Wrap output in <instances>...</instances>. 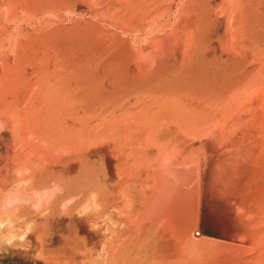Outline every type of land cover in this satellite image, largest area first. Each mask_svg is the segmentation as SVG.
<instances>
[{
	"label": "rangeland",
	"instance_id": "1",
	"mask_svg": "<svg viewBox=\"0 0 264 264\" xmlns=\"http://www.w3.org/2000/svg\"><path fill=\"white\" fill-rule=\"evenodd\" d=\"M263 42L264 0H0V264H107L119 226L117 201L93 202L117 197L113 143L48 147L37 122L119 117L150 53L152 85L197 89L250 70ZM181 52L200 66L178 70Z\"/></svg>",
	"mask_w": 264,
	"mask_h": 264
},
{
	"label": "bare ground",
	"instance_id": "2",
	"mask_svg": "<svg viewBox=\"0 0 264 264\" xmlns=\"http://www.w3.org/2000/svg\"><path fill=\"white\" fill-rule=\"evenodd\" d=\"M257 59L207 88H159L150 53L135 65L132 95L110 102L119 117L99 108L64 124L48 114L53 125L30 129L47 146L56 136L75 150L113 143L117 197L93 192L96 214L120 205L107 264H264V55ZM175 64L201 63L183 54Z\"/></svg>",
	"mask_w": 264,
	"mask_h": 264
}]
</instances>
